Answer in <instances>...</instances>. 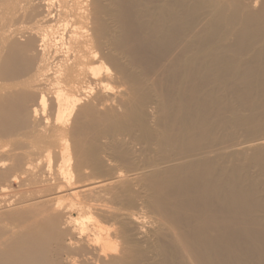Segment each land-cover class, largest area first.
I'll list each match as a JSON object with an SVG mask.
<instances>
[{
    "label": "bare ground",
    "instance_id": "6f19581e",
    "mask_svg": "<svg viewBox=\"0 0 264 264\" xmlns=\"http://www.w3.org/2000/svg\"><path fill=\"white\" fill-rule=\"evenodd\" d=\"M0 264H264V0H0Z\"/></svg>",
    "mask_w": 264,
    "mask_h": 264
}]
</instances>
